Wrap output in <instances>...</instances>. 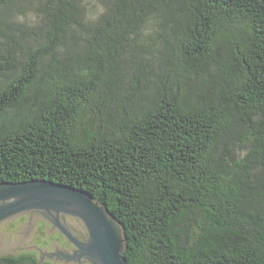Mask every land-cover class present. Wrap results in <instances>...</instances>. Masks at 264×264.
Masks as SVG:
<instances>
[{
    "label": "trees",
    "instance_id": "trees-1",
    "mask_svg": "<svg viewBox=\"0 0 264 264\" xmlns=\"http://www.w3.org/2000/svg\"><path fill=\"white\" fill-rule=\"evenodd\" d=\"M35 10L34 45L0 51V184L88 193L129 264H264V0Z\"/></svg>",
    "mask_w": 264,
    "mask_h": 264
},
{
    "label": "water",
    "instance_id": "water-1",
    "mask_svg": "<svg viewBox=\"0 0 264 264\" xmlns=\"http://www.w3.org/2000/svg\"><path fill=\"white\" fill-rule=\"evenodd\" d=\"M115 219L88 193L48 182L0 184V256L50 264H129Z\"/></svg>",
    "mask_w": 264,
    "mask_h": 264
},
{
    "label": "rangeland",
    "instance_id": "rangeland-1",
    "mask_svg": "<svg viewBox=\"0 0 264 264\" xmlns=\"http://www.w3.org/2000/svg\"><path fill=\"white\" fill-rule=\"evenodd\" d=\"M38 5L39 0H15L14 4L8 9L1 11L0 51L2 54L9 53L20 60L23 57V52L29 46L34 45V42L39 39V36H37V25L31 19V17L40 14L38 10H35ZM8 35H12L13 37L10 39ZM156 45V35L152 34L151 37L142 40L139 45L142 47L136 48V50L148 55V53H151L155 49ZM135 70L136 65L130 63L128 66V75H132ZM44 262L48 263L46 261H42L41 263Z\"/></svg>",
    "mask_w": 264,
    "mask_h": 264
}]
</instances>
